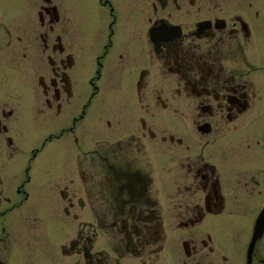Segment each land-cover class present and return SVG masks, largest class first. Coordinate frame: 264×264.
Masks as SVG:
<instances>
[{
    "label": "flooded vegetation",
    "instance_id": "obj_1",
    "mask_svg": "<svg viewBox=\"0 0 264 264\" xmlns=\"http://www.w3.org/2000/svg\"><path fill=\"white\" fill-rule=\"evenodd\" d=\"M263 20L246 0H0V264H264V137L236 141ZM242 154L247 230L224 184Z\"/></svg>",
    "mask_w": 264,
    "mask_h": 264
},
{
    "label": "rangeland",
    "instance_id": "obj_2",
    "mask_svg": "<svg viewBox=\"0 0 264 264\" xmlns=\"http://www.w3.org/2000/svg\"><path fill=\"white\" fill-rule=\"evenodd\" d=\"M248 1H250L252 3L253 13L255 10H258L264 19V0H246V2H248ZM263 22H264V20H263ZM256 49H259V48H257L256 45H252L250 50H248L249 54H250V52L255 53ZM262 55H264V50L261 52V56ZM48 73H49L48 67L46 65H44V68L41 69L40 72L37 74H45L46 75ZM254 73L256 75V82H254V84H255V87L257 89V96L258 97H256V99L254 100L252 108L249 112V116L245 119L246 123L248 124L247 135H242L240 139L236 140V141L241 140V142L243 143V147H245L246 149H247V144H249V143H252L255 146V142L257 140H259V132H262V128L264 125V100H263L264 74H263V78H262V75H260V73L258 72L257 69L254 70ZM261 79H262V81H261ZM170 120H171L170 130L174 134L181 136V134L175 128V126L182 127L180 120L176 117H171ZM53 128L54 127H52V125H46V127L42 128V130L40 131V143H41V141H43L45 138H47V136H49L53 132V130H54ZM254 128H257L256 132H255ZM255 135H256V137H255ZM232 137L233 136L229 137L228 135L224 138L221 137L222 138L221 141L224 140L226 142H229V141L232 142L233 141ZM67 138L68 137L63 139L62 142L68 143L69 140H66ZM53 150H54L53 147H51L50 145H47L43 150L45 153L42 155L43 160L41 161V165L42 166H45L46 164L50 165V168L49 167L46 168V169H48L46 173L56 172L57 167L56 166L53 167L54 163H55L54 160H56ZM254 152H255V150L253 151V153ZM251 155L252 154H250V156ZM250 156H246L245 154H242L241 157L237 156V158H235L233 160V164L235 165L237 170H240L238 173H236V178H238L239 180L233 181V182L228 181V180H224L225 181L224 184L227 188L233 184L234 185L233 189H236L235 203L240 201V203H238L239 211L237 213V216H240V221L242 222V225L243 226L246 225V230L248 228V224H249L250 220L252 219L253 215L256 213L255 212L256 211V205H258V202L262 196L261 193L257 192L258 188H256L255 183L249 184L250 180H247L249 178L248 171L250 170V167L252 165V162L250 161ZM63 158L66 159L65 166L69 167V165L67 164L68 163L67 159L69 158V153H66ZM256 166H257V169H260L259 164H256ZM87 168H88V171L90 172V169H89L90 166H87ZM262 168L264 171V166H262ZM226 176H228L229 178L231 177V175L228 173H226ZM259 176H260V174H259ZM259 184H260V182H259ZM251 187L256 188V189L254 191H252ZM260 187H261V185H260ZM226 192L228 193L227 190H226ZM57 196H58V192L56 191V193L54 195V200L56 201V203L58 205H61V203L58 202ZM229 204H232L231 200H230ZM238 254L241 257L242 247H241L240 251L238 252Z\"/></svg>",
    "mask_w": 264,
    "mask_h": 264
}]
</instances>
